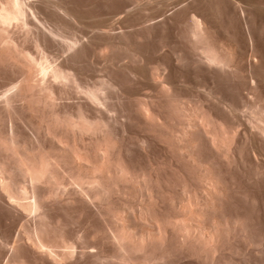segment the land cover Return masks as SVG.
Returning <instances> with one entry per match:
<instances>
[{
  "label": "bare ground",
  "instance_id": "obj_1",
  "mask_svg": "<svg viewBox=\"0 0 264 264\" xmlns=\"http://www.w3.org/2000/svg\"><path fill=\"white\" fill-rule=\"evenodd\" d=\"M138 3L141 4V1ZM163 3L167 7L166 1ZM167 3L169 4L168 1ZM33 4L31 0H0V206L9 205L21 220L19 230L15 229L18 231L13 241L16 242L14 246L16 250L14 253L13 250L11 251L13 254L9 262L28 264L27 262L32 261L33 257L41 260L46 258L49 264L60 262L65 264H264V98L256 91V78L260 73L257 75V71H253L255 69L248 70L247 67L245 70L239 65L240 62L237 64L241 61L239 58L242 59L243 56L247 58V55L244 53L245 55L242 56V52H235L234 48L237 44L235 47L232 46L234 48H229L231 45L227 47L225 41L222 44L220 39L219 42L216 40L218 38H213L214 35L208 32L206 23L196 19L197 14L193 17L194 14L190 12L193 18L190 19L191 15H185L190 17L187 24L185 21L187 31L184 32L189 39L185 40L191 43L192 48L189 49H193L195 55L190 57H195L194 61H197L193 63H202L205 68L208 67V70H212L209 67H214L217 74L221 71L230 72L233 76L229 78H233L234 73H240V77L235 74L237 77L233 79H240L241 75L245 78L242 79L245 81L244 83L242 81L243 87L237 86L238 89L243 88L242 93L239 89L242 95V98H239L241 103L230 102L227 98L228 102L226 99L224 101L218 90L216 92V89L214 91L211 88L205 89L207 86L203 85L205 83L203 81H201L203 84H198L202 90L195 82L193 84L196 90L197 87L200 90H195V94L191 93V95L188 92L183 93V86L182 90L179 89L181 85H176V80L174 85L173 82L171 83L172 79L170 81L166 79L167 66L165 68L164 63L161 66L155 61L154 64L150 63L153 65L148 69L145 67L147 69L144 73L147 78L145 81L148 80V83L144 80L145 83L141 82L140 78L144 79L145 76L142 75L143 68L139 67L141 71H138L137 76L141 74L138 80L143 83V89L139 90L141 93L135 90V96L133 95L132 98L133 89L131 94L126 90L131 99L128 97V103L126 102L124 106H120L117 100L119 105L117 108L120 107L117 109L116 105L113 106V103L108 102V100L112 102L111 97L107 95L111 91L106 93V89L109 87L114 89L119 79H115L116 82L108 80L110 78L108 75H111L110 72L107 75L109 69L105 73L108 79L100 76L96 81L94 79L86 83L84 78L85 83H82L80 76L78 75V78L76 76L79 70L75 74L76 70L63 63L66 56L63 58L59 55L63 58L59 61L57 56L46 49L48 45L58 43L62 55L68 51H75L92 26L85 30L84 37L80 35L81 40L75 35H70V30L69 33L65 32L64 26L67 23L62 24L60 21V24L56 21L46 24L45 19L40 17L41 14L38 15L36 12V7L33 8ZM123 4L127 3L123 2ZM146 5L149 8L148 4ZM230 5L232 4L229 3ZM61 9L60 12L66 10ZM145 11L147 13L148 9L146 8ZM150 13L156 15L151 9ZM157 13L160 14L159 11ZM63 15L68 17L69 14ZM124 15L122 16L125 18ZM72 16L75 18V14ZM145 16L144 20H140L142 23L147 21ZM108 17H104L105 20ZM149 17L151 16H148V20ZM129 18L131 20L132 17ZM151 19L147 23H150ZM71 20H74L73 17ZM111 20H113L110 22L112 26L116 21ZM123 20H120L121 23L124 22ZM102 21L100 24L97 22L96 30L98 28L100 34L107 33L109 31L107 29L112 32L113 26L104 29L110 23L105 25L107 21L101 23ZM93 22L96 23L94 20ZM152 24L149 25L151 29ZM179 24L182 26L183 23ZM146 25H142L143 29ZM75 27L74 25L73 29L78 31ZM117 34L107 39H110V45L115 44H111V39H114L112 37L116 39ZM119 36L120 34L118 38ZM128 36L131 37L129 33ZM86 38L92 40L88 35ZM88 40L85 39L84 43L89 44L86 42ZM100 42H97L98 46L94 53L101 55L105 60L104 57L109 56L105 54L109 52L108 46ZM115 47L118 51L121 50L120 45L119 47L114 45ZM112 48V46L108 47L111 53L113 50L116 51ZM125 48L127 49L128 46ZM59 52L55 53L58 55ZM131 52L128 53L132 55ZM236 53L242 57L236 56ZM182 56L178 58L180 61ZM134 57L137 58L135 55ZM175 59L178 61L177 57L173 60ZM100 61L99 59L98 62ZM109 61H112L111 58ZM107 63L109 65V62ZM74 65L72 67H75ZM129 66L128 64L127 67ZM205 68H201V72ZM217 69L220 71L218 72ZM129 71L130 74L134 72L133 69ZM138 72H134V75ZM209 72L213 73V71ZM113 78L112 76V81ZM127 79L128 77L123 78V80ZM133 80H136L135 84L138 85L137 78ZM120 81L118 84L123 82ZM131 81L132 79L130 83ZM142 85L140 84V87ZM117 86L120 88L122 85ZM175 86L181 91L179 92ZM121 89L118 90L121 92ZM117 94L120 95L119 92ZM126 94L121 93V95ZM70 98L76 100L68 101ZM118 98L120 99V96ZM8 121L11 122L10 127H7ZM116 123L118 125L120 123V126H116ZM132 123L141 131L139 137L135 138L140 132L135 133L136 136L133 137L139 144H136L139 149L147 152L149 147L150 149L157 147L156 151L159 149L161 151L160 156L156 152L159 157L156 155L157 158L152 157L153 153L150 154L151 152L148 151L147 153L152 155V160L149 158L147 163L144 162L146 164L136 161L142 158L147 160L146 152L144 155L146 157L142 156L135 161L130 158L129 146L133 140L128 145L126 140L129 138L124 136L127 135L124 131L125 125ZM25 127H28L32 133L27 134L26 132L30 130ZM131 127L129 129H132ZM134 144L132 143L131 146ZM141 154L144 153H139ZM79 222L84 225V230H80V226L79 230H70L72 228L70 225L73 223L81 225ZM8 240L4 237L0 245L3 247L8 245ZM246 247H253L255 251L250 252L248 257H240L246 255V253L241 255ZM24 249L30 253L27 254V250ZM253 259L257 260L256 263H252ZM2 262L5 264L4 260ZM33 263H36L35 259Z\"/></svg>",
  "mask_w": 264,
  "mask_h": 264
},
{
  "label": "rangeland",
  "instance_id": "obj_2",
  "mask_svg": "<svg viewBox=\"0 0 264 264\" xmlns=\"http://www.w3.org/2000/svg\"><path fill=\"white\" fill-rule=\"evenodd\" d=\"M54 1L55 0H31V2H32V4H33V8H35V10H37L36 12L38 13V15H40V17L42 18L43 17V19H45V21H46V24H47V22H56L57 21V23L59 22L60 24H61V22L60 21H62V24H65V23H67V25L65 24V26H64V30H65V32L67 33L69 30V32H70V35H75L76 37H79L80 39H81V36L80 35H83L84 33H85V30L88 28H90L89 26H92L90 29H91V32H90V29L88 30V34L87 33H85V38H83L84 37V35H83V40H82V42H83V44H85V46H83V44H82V42H81V40H80V42H81V44H79L77 47H76V49H75V51H76V53H75V51L74 50H72V51H74V52H64V53H66V54H64V55H62L63 53H61V52H59V47H60V45L58 46L57 44H50V46L48 47L47 46V50L53 55H55V56H57L58 58L57 59H59V61L61 60L62 61V59H63V63L64 64H67V66H70L73 70H76V71H74L75 72V74L77 73V71H78V73L76 74V76H77V78H78V75L80 76L79 78H81L82 79V83L84 82L83 81V79L85 80V82L86 83H90V82H92V81H94V79H95V81H96V79L97 78H100V76L101 77H103V78H105V79H108L109 77V79L108 80H110L111 82H116L115 81V79H119V81H120V79H122V81L126 84V86H125V84L122 82V81H120V82H122V83H120V84H118L119 83V81H117L116 82V87H115V85H114V91L115 90H117V91H115V92H119V94L120 95H118L117 93H115V92H113V90L112 89H110V87L109 88H107L106 89V93H108V91H111V92H109V94H107L108 95V97H111V101L112 102H110L109 100H108V102L109 103H113V106H115L116 108L120 105V106H124L125 105V103L127 102L128 103V100L129 99H131L130 98V95L129 94H131V89H133V92H132V98H133V95L135 96V93H136V91H137V93H141V92H139V90L141 91V89H143V83H148V80H146L145 81V79H147L146 78V76H145V72H147L146 70L148 69V67L149 66H151V65H153L154 64V62L156 61V62H159V64H161V66H162V64L164 65L163 67H165L166 68V66H167V69H168V72H167V69H165L166 70V72H167V78L166 79H169V81H170V79H172L171 80V83L173 82L174 83V81L177 83L176 85H181V87H179V89L181 88V90H182V92L183 93H187L188 92V94L189 95H191V93L193 94H195V90H196V86L198 85V84H200V83H202L203 84V82H205L203 85H205V86H207L205 89H208L209 90V88H211V89H213V91L215 90L216 92H218V94L220 95V97L222 98V99H224V101H225V99L227 98L228 100H230V102L232 101V102H234V103H237V104H240L241 103V98H242V95H241V93H242V90H243V88H239L240 90H241V93H240V90L237 88V86L238 87H243V83L245 82V81H243L245 78L241 75V77L242 78H236V79H233L234 77H237V75H238V77H240L239 76V74L240 73H234V77L232 78H229V76H231L232 75V73H231V75H230V72L229 73H226V72H222L221 71V73L219 72L220 70H218L217 69V71L219 72L218 74H217V72L215 73V71H216V68H214V67H209V68H212V70H208V67H206L205 68V65H203L202 63H193V61L195 60V57L194 58H191L192 56L191 55H193V56H195L194 55V51H193V49H189L190 47H191V43H190V41H187V40H189L188 39V37L186 36L187 35V33H186V35H185V30L187 29V28H185V27H187V22L189 21V17L190 16H185V15H191V17H190V19L191 18H193V17H195L196 16V14H197V16L195 17L196 19L198 18V19H200V20H203L205 23V25H206V27L207 28H209V30H208V32L209 33H211V34H213L214 36H213V38H218V39H216V40H218L219 41V39H220V41H221V43L222 42H224V43H226V46L228 47L229 45H231V46H229V48H231L232 46H234L235 47V44H237L236 45V49L234 48V47H232V48H234V50H236L235 52H237L238 53V51H239V53H241L242 54V56L243 55H247L246 57L247 58H245V56H243L244 58H242V59H240L239 58V60H241V61H238L237 62V64H239V62H240V66H242V68L243 69H245V68H247L248 70L250 69L251 70V68H253V69H255V70H253L254 72H256L257 71V75H259V73H260V76H257V78H256V83H257V85H256V91L261 95V97H263L264 98V0H234V2H233V0H214V1H212V0H173V1H169V0H156V2L154 3V1H152V0H136V1H134V0H57V1H55V3H57V4H55L54 3ZM61 1V2H60ZM126 1V2H125ZM129 1H131V2H136L135 4H132V3H130ZM141 1V4L140 3H138V2H140ZM150 1H152V2H150ZM163 1H166V5H167V7L165 6V2L163 3ZM167 1L169 2V4L167 3ZM184 1V2H183ZM206 1V3H204ZM218 1H220L219 3L217 2V4H216V2ZM223 1V2H222ZM228 1H231V2H228ZM36 2V3H35ZM123 2L124 3H127V4H123ZM148 2V3H147ZM177 2V3H176ZM178 2H179V4H178ZM182 2V3H181ZM228 2V3H227ZM62 3V4H61ZM123 5H122V4ZM154 3V4H153ZM158 3H160V4H158ZM163 3V4H162ZM214 3L216 4V5H214ZM221 3H222V5H221ZM226 3V5H224V4ZM229 3H231L232 5H230L229 6ZM239 3V4H238ZM46 4H47V6H46ZM49 4V5H48ZM51 4V5H50ZM58 4H60V5H58ZM139 4H140V6H139ZM143 4V5H142ZM146 4H148V6H149V8L147 7V5ZM152 4V5H151ZM162 4V5H161ZM173 4V5H172ZM182 4V5H181ZM184 4V5H183ZM37 5V6H36ZM62 5V6H61ZM67 5V6H66ZM122 5V6H121ZM133 5H135V6H133ZM136 5H138V6H136ZM146 6L145 8L143 7V6ZM156 5V6H155ZM235 5V6H234ZM239 7H238V6ZM40 6H41V8H40ZM54 6H55V8H54ZM56 6H58L60 9L64 6V8H62L61 10H63V9H66V10H63V12H66V13H63L62 11L60 12L59 10L60 9H58V7H56ZM119 7V8H117V7ZM130 6V7H129ZM131 6H133V7H131ZM151 6V7H150ZM164 6V8H162V7ZM216 6V7H215ZM237 6V7H236ZM44 7V8H43ZM52 7V8H51ZM115 7V8H114ZM160 7V8H159ZM181 7V8H180ZM184 7V8H183ZM57 8V10L55 11V9ZM70 8V9H69ZM130 8V9H129ZM138 8V9H137ZM146 8L148 9V11H147V13H145L146 11ZM158 8V9H157ZM180 8V9H179ZM42 9V10H41ZM48 9V10H47ZM72 9V10H71ZM134 9V10H133ZM145 9V10H144ZM150 9H151V12H155L156 13V15H153L154 13H150ZM155 9L157 10V11H155ZM181 9H183V10H181ZM51 10V11H50ZM69 10V11H68ZM130 10V11H129ZM139 10H141L140 12H139ZM153 10V11H152ZM44 11V12H43ZM60 13H59V12ZM70 11H71V14H70ZM133 11V12H132ZM159 11V13L160 14H158L157 12ZM161 11V12H160ZM195 11V12H194ZM198 11V12H197ZM50 12V13H49ZM53 12H54V14H53ZM74 12V13H73ZM117 12V13H116ZM120 13V15H119V13ZM125 12V13H124ZM129 12V13H128ZM130 12H131V14H130ZM162 12H164V13H162ZM166 12V13H165ZM193 13L194 14V16L192 17V14L191 13ZM44 13V14H43ZM55 13L57 14V15H55ZM69 14L68 15V17L66 18L63 14ZM126 13H127V15L129 16V17H132V18H134L135 16L137 17V19H132L131 18V20H133V21H131V20H129L130 18L126 15ZM145 13V14H144ZM149 13H150V15H149ZM162 13V14H161ZM188 13V14H187ZM47 14V15H46ZM60 14V15H59ZM75 14V18H74V16H72V15H74ZM104 14V15H103ZM111 14V15H110ZM118 14V15H117ZM124 15L125 16V18L122 16V15ZM136 14V15H135ZM138 14V15H137ZM151 16V18L152 17H154V19L152 20L150 17H149V20L151 19V21H150V23H147V21H149L148 20V16ZM181 14V15H180ZM46 15V16H45ZM51 15V16H50ZM53 15V16H52ZM78 15V16H77ZM101 15V16H100ZM117 15V16H116ZM143 15V16H142ZM146 15V16H145ZM157 15H159V16H157ZM161 15H162V17H161ZM166 17H165V16ZM185 17H184V16ZM49 16H50V18H49ZM54 16H55V18H54ZM58 16H61V17H59L58 18ZM109 16V17H108ZM113 16V17H112ZM120 16V17H119ZM144 16L145 17H147L146 19H147V21H145L148 25H146V23L145 22H143L142 23V21H140V20H144ZM155 16H156V18H155ZM64 17H65V19H64ZM71 17H73V19L75 20H71ZM84 17V18H83ZM87 17V18H86ZM104 17H108V18H110V19H108L107 18V20H105L106 18H104ZM118 17V18H117ZM122 17H123V19H125V20H123L122 19ZM141 17V18H140ZM143 17V18H142ZM160 17H161V19H160ZM168 17V18H167ZM183 19H182V18ZM188 19H187V18ZM53 18V19H52ZM61 18V19H60ZM70 20H69V19ZM118 19L119 21L121 20H123L124 22H122L121 23V21H120V24L117 22V20L116 19ZM119 18H121V19H119ZM128 18V19H127ZM140 18V19H139ZM55 19H57V20H55ZM76 19H77V21H78V23H76L77 21H76ZM81 21H80V20ZM102 19H103V21H102ZM111 19H114L116 22L115 23H117L116 25H117V27L118 26H120V28L122 29H120V28H117L116 26H115V23H114V25L112 24V26L115 28H113L112 26H111V21H113V20H111ZM174 19V20H173ZM179 19V20H178ZM49 20V21H48ZM51 20V21H50ZM59 20V21H58ZM67 20V21H66ZM93 20L96 22V23H94L93 22ZM102 21L101 23H105L106 21V24L105 25H108V23H110V27L109 26H105V28L104 29H106V28H111V29H113L112 30V32H110L111 30L110 29H107V31L109 32V34H107V33H103V32H101V34H100V30H98V28H97V30H96V27H98V25H96L97 24V22L100 24V21ZM130 21L129 23H131V25H133L134 23H135V21H137V22H139V24L136 22L133 26H129V23H128V21ZM154 20H156V21H154ZM158 20V21H157ZM168 20V21H167ZM188 20V21H187ZM64 21V22H63ZM80 21V22H79ZM87 21V22H86ZM161 21V22H160ZM169 21H170V23H169ZM182 21H184V22H182ZM185 21H186V24H185ZM203 21H201V22H203ZM71 22V23H70ZM173 22V24H171ZM177 22H181V23H183L185 26H183V24H182V26L178 23L177 24ZM69 23V24H68ZM72 23H74V25L76 26L75 28L76 29H78V31L77 30H75V29H73V24ZM92 24V25H89V24ZM142 23V25L144 26V25H146V27H145V29H143L144 27H142V25H141V27H140V24ZM153 23V24H152ZM158 23H160L159 25H158ZM165 23V24H164ZM174 23H176V24H174ZM71 24L73 25V26H71ZM83 24V25H82ZM84 24H85V26H84ZM94 24V25H93ZM124 26H122V25ZM150 24H152L151 25V27H152V29L150 28ZM154 24H156V25H154ZM49 25H51V24H49ZM88 27H87V26ZM96 25V26H95ZM125 25H127V26H125ZM135 25H136V27H135ZM137 25H139V26H137ZM154 25V26H153ZM162 25H164L163 27H161ZM177 25V26H176ZM66 26H67V28H66ZM70 26H71V28H70ZM95 27V29H93ZM138 27V28H137ZM150 29H149V28ZM176 27V28H175ZM70 28V29H69ZM81 28L83 29L82 31H81ZM127 30H126V29ZM148 28V29H147ZM178 28H180L179 30H178ZM66 29H67V31H66ZM80 29V30H79ZM132 29V30H131ZM141 29H143V30H145V31H143V30H141ZM146 29H147V31H146ZM181 29H182V31H181ZM184 29V30H183ZM74 30V31H73ZM93 30H96V31H93ZM123 30H124V32H123ZM129 30V31H128ZM133 30H135L134 31V33L133 32H131V31H133ZM140 30V31H139ZM151 30V31H150ZM213 30V31H212ZM73 31V32H72ZM93 31V32H92ZM114 31V32H113ZM117 31V32H116ZM120 31V32H119ZM122 31V32H121ZM138 31V32H137ZM149 31V32H148ZM187 31V30H186ZM68 32V33H69ZM72 32V33H71ZM75 32V33H74ZM83 32V33H82ZM87 32V31H86ZM143 32H146L145 34L143 33ZM180 32V33H179ZM184 32V33H183ZM78 33V34H77ZM79 33H82V34H79ZM90 33H93V34H90ZM96 33V34H95ZM117 34L116 35V39H118V40H116L115 39V37H112V38H114L113 40L111 39V44H114L115 46H117L118 45V47H119V45H120V47H119V49H121V50H119L118 51V48H114V45H110L109 43H110V39L109 40H107L108 38H110L111 36H115L114 34ZM127 33V34H126ZM128 33L131 35V37L130 36H128ZM143 35V37H142V35ZM208 33V34H209ZM89 36V38L90 39H92V40H88L87 38H86V36L87 35ZM90 34V35H89ZM105 34V35H104ZM112 34V35H111ZM120 34V36H119V38H118V35ZM133 34H134V36L136 37V36H139V35H141V36H139V37H136V40H135V37L133 36ZM139 34V35H138ZM217 34H218V36H217ZM96 35V36H95ZM108 35H110V36H108ZM124 35H125V37H124ZM210 35V34H209ZM99 36H101V37H99ZM106 36V37H105ZM108 36V37H107ZM122 36H123V38H122ZM144 36H145V38H144ZM233 36V37H232ZM95 37H97V38H95ZM129 37V38H128ZM132 37H133V39H132ZM120 38H122V41L120 40ZM234 38V39H233ZM85 39L86 40H88V41H86L87 43H89V44H86V43H84L85 42ZM94 39V40H93ZM105 39V40H104ZM124 39V40H123ZM126 39V40H125ZM140 39H142L141 41H140ZM185 39H187V40H185ZM232 39V40H231ZM235 39H236V41H235ZM252 39V40H251ZM96 40H97V42L99 41H101L100 43L101 44H103L102 42H104V43H106L107 44V46L108 47H113L116 51H114L113 50V48H112V53L110 52V49L108 50V47H107V51H109V52H106L105 54L106 55H109V56H106L105 54H104V56H106V57H104V59L105 60H103L102 59V56L101 55H98V54H96V53H94L95 51H96V48H97V46H98V43L96 42ZM132 40V41H131ZM133 40H135V42L133 41ZM138 40V41H137ZM235 42H234V41ZM93 41V42H92ZM95 41V42H94ZM106 41H109L108 43L106 42ZM117 41H119V43H117ZM123 41H125V42H123ZM128 41V42H127ZM140 41V42H139ZM161 41H163V42H161ZM180 41V42H179ZM189 43H187V42ZM219 41V42H220ZM229 41H231V42H229ZM233 41V42H232ZM238 41V42H237ZM91 42V43H90ZM122 42V44H120ZM130 42V43H129ZM133 42V43H132ZM166 42H167V44H166ZM230 44H229V43ZM95 43H97V45L95 44ZM99 43V44H100ZM127 43V44H126ZM165 43V45H163ZM184 43V44H183ZM188 45H187V44ZM224 43H222V44H224ZM240 44V46H239V44ZM249 43V45L251 46H247V44ZM251 43V44H250ZM92 44H93V46H92ZM117 44V45H116ZM126 44V45H125ZM130 44V45H129ZM137 44V45H136ZM161 44H162V46H161ZM179 44V45H178ZM183 44V45H182ZM186 44V45H185ZM228 44V45H227ZM233 44V45H232ZM51 45H52V47H51ZM136 45V46H135ZM180 45H181V47H180ZM187 46L186 48H185V46ZM190 45V46H189ZM247 47H246V46ZM57 46V47H56ZM82 47V48H80V47ZM91 46H92V48L94 49H92L91 48ZM128 46V48L126 49L125 47H127ZM164 46V47H163ZM165 46H167L166 48H165ZM182 46H184V47H182ZM225 46V45H224ZM238 46H239V49L241 50H239L238 49ZM46 47V46H45ZM79 47V48H78ZM87 47H89V48H87ZM133 48V49H130V48ZM161 47V48H160ZM172 47V48H171ZM178 47V48H177ZM250 49H249V48ZM78 48V49H77ZM86 48V49H85ZM123 48V49H122ZM136 48V49H135ZM182 48H183V50H182ZM192 48V47H191ZM243 48V49H242ZM251 48H253V49H251ZM54 49H55V51H54ZM79 49H81V50H79ZM130 49V50H129ZM176 49H178V51L176 50ZM246 50V52H245V50ZM249 49V50H248ZM57 50V51H56ZM89 50V51H88ZM122 50H125V51H122ZM128 52H131V51H133V52H131L132 53V55L130 54V53H128ZM136 50V51H135ZM139 50V51H138ZM162 50V51H161ZM169 50V51H168ZM173 50H175V51H173ZM189 50V51H188ZM242 50H244V51H242ZM161 51V52H160ZM165 51V52H164ZM173 51V52H172ZM180 51H181V53H180ZM248 51V52H247ZM249 51H250V53H249ZM253 51V52H252ZM58 53L59 52V54L57 55L56 53ZM80 52V53H79ZM84 52H86V53H84ZM115 52H117V53H115ZM120 52L123 54H120ZM136 52H137V54H136ZM160 52V53H159ZM178 52V53H177ZM189 52H190V55H189ZM73 54V55H71V54ZM90 53H91V56H92V58H91V56H90ZM120 55H122V56H120ZM124 53H125V55H124ZM133 53H135V54H133ZM177 55H176V54ZM193 53V54H192ZM236 53V56H238L239 54H237ZM245 53V54H244ZM75 54V55H74ZM77 54V55H76ZM79 54V55H78ZM85 54V55H84ZM93 54V55H92ZM129 54V55H128ZM240 54V55H241ZM256 55V56H252V55ZM59 55L60 56H62V57H59ZM68 55V56H67ZM97 55V57H95L94 58V56H96ZM113 55V56H112ZM114 55H117L116 57L114 56ZM127 55V56H126ZM130 55H131V57H133V59L130 57ZM134 55L135 56H137V58L136 57H134ZM141 55V56H140ZM182 56V55H185V57L183 58V56L181 57V61L179 60L180 59V57L179 56ZM101 56V57H100ZM118 56H120V57H118ZM124 56V57H123ZM140 56V57H139ZM177 57V59H178V61H176V59L175 60H173L174 58H176ZM188 56V57H187ZM191 56V57H190ZM235 56V57H236ZM242 56H238V57H242ZM67 57H69V58H67ZM71 57V58H70ZM109 57V58H108ZM87 58V59H86ZM94 58V59H93ZM97 58H99L102 62H104V64L101 62V64H100V62H98L99 61V59H98V61H97ZM111 58V60L113 61H109V59ZM156 60H155V59ZM171 58V59H170ZM72 59V60H71ZM75 59V60H74ZM90 59V60H89ZM115 59V60H114ZM126 59V60H125ZM127 59H129V61L127 60ZM132 59V60H131ZM134 59H138V60H134ZM191 59H192V61H191ZM236 59H238L237 57H236ZM92 60H93V62H92ZM119 62H118V61ZM134 60V61H133ZM145 60V62H142V61H144ZM148 60V61H147ZM161 62H160V61ZM166 60V61H165ZM182 60H184V61H182ZM187 60V61H186ZM251 60V61H250ZM254 60V61H253ZM66 61V62H65ZM106 61V62H105ZM117 61V62H116ZM127 61V62H126ZM146 61H147V63H146ZM186 61V62H185ZM67 62H69V63H67ZM75 62V63H74ZM107 62H109V65H107L108 63ZM111 62V63H110ZM121 62H122V64H121ZM123 62H125V64H123ZM132 62V63H131ZM134 62H135V64H134ZM177 62H179V63H181V64H179V63H177ZM190 62H192V63H190ZM194 62H197V61H194ZM199 62V61H198ZM72 63V64H71ZM95 63V64H94ZM120 63V64H119ZM131 63V64H130ZM136 63H138V64H136ZM141 63V64H140ZM147 65H146V64ZM149 63V64H148ZM150 63H153V64H151L150 65ZM185 63V64H184ZM69 64H71V65H69ZM75 64V65H74ZM106 64V65H105ZM112 64H114L113 66H110V65H112ZM128 64L130 65L129 66V68L127 67L128 66ZM145 64V65H144ZM176 64H178V65H176ZM201 67V68H205V69H203L202 70V72H201V68L198 66V65ZM75 66V67H72V66ZM101 66V67H99V66ZM125 67H124V66ZM140 65V66H139ZM189 65H191V66H189ZM193 65H195V67L193 66ZM202 65H203V67H202ZM238 65V66H239ZM77 66V67H76ZM107 66L109 67V68H107ZM116 66H118V67H116ZM120 66H121V68H120ZM133 66H134V68H133ZM144 66V67H143ZM239 66V67H240ZM97 67H99V68H97ZM115 67V68H114ZM139 67H142L143 68V77H144V79L141 77H139V76H137L138 74H139V70L141 71V68H139ZM145 67H147V69L145 68ZM101 68V69H100ZM123 68V70H121ZM136 68H138V69H136ZM174 68V69H173ZM108 69H109V71H108ZM116 69V70H115ZM125 69H126V71H128V73L125 71ZM133 69V71L134 72H138V73H135V75H136V77H135V75H134V72L133 73H131L130 74V72L131 71H129V70H132ZM145 69V70H144ZM163 69V68H162ZM214 69V70H213ZM111 70H113V71H111ZM136 70V71H135ZM199 70V71H198ZM204 70H206L205 72L208 74H206L205 72H204ZM246 70V69H245ZM261 70V71H260ZM98 71V72H97ZM108 71V72H107ZM115 71V72H114ZM164 71V70H163ZM172 71V72H171ZM208 71V72H207ZM209 71H213V73L212 72H209ZM80 72V73H79ZM84 74L83 76H82V73ZM86 72V73H85ZM107 72V75L108 74H110L111 73V75H105V73ZM110 72V73H109ZM124 72H126V73H124ZM103 75H101V74ZM114 73H115V75H114ZM117 73V74H116ZM120 73H122V74H120ZM141 73V72H140ZM215 73V74H214ZM222 73H223V76H222ZM244 73H245V71H244ZM247 73V72H246ZM98 74H100V75H98ZM120 74V76H117V75H119ZM124 74H125V76H124ZM134 75V77H130L131 75ZM169 74H170V76H169ZM213 74V75H212ZM229 74V75H228ZM235 74H237V75H235ZM215 75V76H214ZM224 75H225V77H224ZM112 76L114 77L113 78V80L114 81H112L111 79H112ZM115 76H117L116 78H115ZM221 76V77H220ZM233 76V75H232ZM96 77V78H95ZM120 77V78H119ZM125 77H128V79L127 80H123V78L125 79ZM138 77L140 78V80H141V82H143V80L145 81V82H143V83H140V80H138ZM165 77H166V75H165ZM209 77V78H208ZM213 77H215V79L213 78ZM87 78V79H86ZM132 79V81H131V83H130V80ZM137 78V82H139L138 83V85L137 84H135V81L136 80H133V79H136ZM211 78L213 79V80H211ZM81 79H79V80H81ZM243 79V80H242ZM179 80V81H178ZM184 80V81H183ZM126 81V82H125ZM201 81H203V82H201ZM242 81H243V83H242ZM84 82V83H85ZM182 82V83H181ZM184 82V83H183ZM195 82H197L196 83V86H194V84H195ZM210 82H211V84H210ZM213 82V83H212ZM237 82V83H236ZM239 82V83H238ZM128 83H130V84H128ZM180 83V84H179ZM191 83V84H190ZM194 83V84H193ZM240 83H242L241 85H240ZM135 86H134V85ZM140 84L142 85L141 87H140ZM182 84H184V85H182ZM187 84V85H186ZM207 84H209V85H207ZM238 84V85H237ZM117 85H122V86H120V88H119V86H117ZM130 85H132L131 87H130ZM146 85V84H145ZM148 85V84H147ZM146 85V86H147ZM174 85H175V83H174ZM186 85V86H185ZM191 85V87H189ZM203 85H201V86H203ZM211 85V86H210ZM125 86V87H124ZM182 86H183V88H182ZM185 86V87H184ZM188 86V87H187ZM199 86V88L202 90V87H200V85H198ZM214 88H213V87ZM130 87V88H129ZM176 88H177V90L179 91V89H178V86H175ZM192 87H194L193 89H192ZM122 88V89H121ZM126 88V89H125ZM135 88V89H134ZM140 88V89H139ZM187 88V89H186ZM118 89H121V92H120V90H118ZM130 89V90H129ZM138 89V90H137ZM145 90H147V88H144ZM200 89H198V87H197V90H200ZM210 89V90H211ZM125 90V91H124ZM126 90H127V92H130L129 94L126 92ZM129 90V91H128ZM136 90V91H135ZM180 90V91H181ZM189 90V91H188ZM191 90V91H190ZM196 90V91H197ZM218 90V91H217ZM239 92H238V91ZM123 91V92H122ZM144 91V90H143ZM142 91V92H143ZM179 91V92H180ZM192 91H194V92H192ZM135 92V93H134ZM121 93L122 94H126V95H121ZM183 93H181V94H183ZM115 94L117 95V96H115ZM188 94H184V95H188ZM109 95H111V96H109ZM113 95V96H112ZM128 95V96H127ZM241 95V96H240ZM120 96V99L118 98ZM73 97V96H72ZM75 97V96H74ZM107 97V98H108ZM116 97V99H114ZM121 97H124V99L123 98H121ZM126 97V98H125ZM128 97H129V99H128ZM241 97V98H240ZM76 98V97H75ZM240 98V99H239ZM72 99V100H71ZM108 99H110V98H108ZM114 99V100H113ZM226 99V100H227ZM76 99H73V98H70V99H68V101H75ZM118 100V103H119V105H118V103L116 102ZM121 100V101H120ZM228 100L226 101V102H228ZM62 101L63 102H66V101H64V99H62ZM61 101V102H62ZM114 101L116 102V103H114ZM121 102V103H120ZM124 102V103H123ZM126 103V104H127ZM122 104V105H121ZM118 105V106H117ZM120 108V107H119ZM119 108H117V109H119ZM119 113V112H118ZM119 117H120V115H118ZM8 124V125H7ZM7 127H10V124H11V122H7ZM117 125L116 126H120V123H119V125H118V123H116ZM133 124V123H132ZM126 124L125 125V131H124V134H127V135H124L126 138H127V136H128V138L129 139H131L130 140V142H129V139H127L126 140V143L128 142L129 144L128 145H130V143H131V141L133 140V141H135L136 139L135 138H137V137H139V135H141V131H139L140 129H139V127L136 125V124ZM135 125H136V127H135ZM133 129H129L130 127ZM133 126H134V128H133ZM129 129V131H128V129ZM27 128V130H30L28 127H25V129ZM139 130H138V129ZM24 129V130H25ZM135 129V130H134ZM27 130H25V131H27ZM130 130H132V131H134V133L132 132V131H130ZM136 130H138V132L136 131ZM133 134H132V133ZM140 132V133H139ZM27 134H31L32 132H31V130L28 132H26ZM130 133H131V135H130ZM137 133H139V134H137L138 136H136V134ZM129 134V135H128ZM130 136V137H129ZM134 136H136L135 138H133ZM132 137V138H131ZM135 139V140H134ZM132 141V143L134 144V142ZM137 141H135V146L133 145V146H131L132 145V143H131V145L129 146V156H130V158L132 159V160H134L135 161V159H139L140 157L142 158V156H144L145 155V152L144 151H142L141 149H139L140 147L138 146L139 144L138 143H136ZM136 144H138V145H136ZM153 146V145H152ZM151 146V147H152ZM136 147H138V149L136 148ZM133 148V149H132ZM154 148H155V150H154ZM154 148H151L150 149V147L148 148V150H147V152L149 151V153L150 154H152V155H150L149 153H147L146 152V155H147V160L145 159V160H143V158L142 159H139V161L138 160H136L137 162H140V163H142V164H146L147 163V161L149 160V158L152 160V158H151V156L152 157H154V158H157V157H159L160 156V153H161V151H160V149H159V151H156V150H158L157 149V147H154ZM133 150V151H132ZM135 151H137L136 153H135V155H134V152ZM141 151V152H140ZM155 152V153H154ZM156 152L159 154V156H157L156 155ZM132 153V154H131ZM139 153H144L143 155L141 154V155H139ZM132 155H134V156H132ZM157 157H156V156ZM138 158H137V157ZM150 156V157H149ZM133 157H134V159H133ZM144 157H146V156H144ZM153 158V159H154ZM144 162H146V163H144ZM7 206V207H6ZM6 206H0V230H2V231H0V239L1 240H3L4 239V237L5 238H7V240L9 241V242H7V244L9 245V247H8V245H5L6 246V248H4L2 245H0V253H1V255H0V264H4L2 261L4 260V262H5V264L8 262L9 264H11L9 261H10V258H11V256H12V254L14 253V251L16 250V247H14V246H16V242H13V241H15V238H14V236L16 237V235H15V233H17L18 231H16V230H19V226H20V224H21V220H20V218L18 217V215H17V213H16V215H15V211H14V209L13 208H11V207H9V205H6ZM1 208L4 210H1ZM7 208H10V209H7ZM12 210V211H11ZM13 212V213H12ZM13 214V215H12ZM10 215V216H9ZM7 216V217H6ZM17 216V217H16ZM11 220V223H10V220ZM12 219H15V220H12ZM18 221H19V223H18ZM10 223V224H9ZM16 223H18L17 225H16ZM13 224V225H12ZM15 224V225H14ZM79 224H81V225H78V223H77V225L76 224H72V225H70L69 227L71 228H69L70 230H72V231H74V230H79L80 228H78L79 226L81 227V229L80 230H84V225L81 223V222H79ZM10 226V227H9ZM16 226H17V228H16ZM74 226L76 227V229H74ZM83 227V228H82ZM12 228H14V230L12 229ZM16 229V230H15ZM11 230V231H10ZM9 233H8V232ZM13 231V232H12ZM16 231V232H15ZM2 233H3V236H2ZM5 234H6V236H5ZM12 234V235H11ZM8 235V236H7ZM9 235H11V236H9ZM8 237H10V238H8ZM12 238H14V240H12ZM0 240V241H1ZM11 240V241H10ZM14 244H13V243ZM12 243V244H11ZM3 247V250H2V247ZM14 247V248H13ZM10 248V249H9ZM248 248V249H247ZM252 249V250H251ZM13 250V251H12ZM25 251L27 250V249H24ZM4 251V252H3ZM7 251H8V253H9V257H8V253H7ZM13 253H12V252ZM247 251V252H246ZM254 252L255 251V248L253 249V247L251 248V247H246L245 249H244V251H243V254H241V255H244V253H246V255H244V256H240V257H248V255H250L251 253L250 252ZM27 252V254H29L30 253V251H26ZM29 252V253H28ZM3 253H5V254H7L6 256H5V254L3 255ZM1 256H4V257H6L5 259H4V257H2L1 258ZM29 256H31V255H29ZM9 259H8V258ZM44 258V257H43ZM238 258V257H237ZM1 259H3L2 261H1ZM7 259H8V261H7ZM34 259H35V261H36V263H33V261H34ZM33 259V257H32V261H29V262H27L28 264H46V263H48L49 264V261H48V259H46V258H44V259H40V258H34ZM255 259H253V260H251L252 261V263H256V261L257 260H255ZM7 261V262H6ZM39 261V262H38ZM40 261H42V262H40ZM38 262V263H37ZM59 264H65L64 262H60Z\"/></svg>",
  "mask_w": 264,
  "mask_h": 264
}]
</instances>
